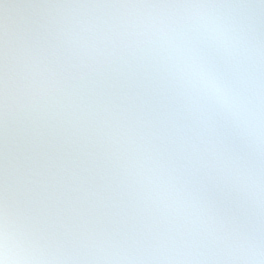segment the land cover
<instances>
[{
	"label": "clouds",
	"instance_id": "1",
	"mask_svg": "<svg viewBox=\"0 0 264 264\" xmlns=\"http://www.w3.org/2000/svg\"><path fill=\"white\" fill-rule=\"evenodd\" d=\"M0 264H264V0H0Z\"/></svg>",
	"mask_w": 264,
	"mask_h": 264
}]
</instances>
